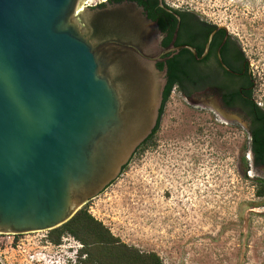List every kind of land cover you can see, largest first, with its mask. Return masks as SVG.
<instances>
[{
    "label": "water",
    "instance_id": "95a60500",
    "mask_svg": "<svg viewBox=\"0 0 264 264\" xmlns=\"http://www.w3.org/2000/svg\"><path fill=\"white\" fill-rule=\"evenodd\" d=\"M161 39L134 0H0V233L60 227L122 175L173 86Z\"/></svg>",
    "mask_w": 264,
    "mask_h": 264
},
{
    "label": "rangeland",
    "instance_id": "374dc122",
    "mask_svg": "<svg viewBox=\"0 0 264 264\" xmlns=\"http://www.w3.org/2000/svg\"><path fill=\"white\" fill-rule=\"evenodd\" d=\"M240 41L264 104V0H169ZM246 135L209 109L188 105L178 91L167 101L156 145L134 155L127 169L86 205L123 242L155 251L165 264H264V196L242 157ZM50 231V230H49ZM49 231L18 235L2 264H74L82 244Z\"/></svg>",
    "mask_w": 264,
    "mask_h": 264
},
{
    "label": "flooded vegetation",
    "instance_id": "af4514ba",
    "mask_svg": "<svg viewBox=\"0 0 264 264\" xmlns=\"http://www.w3.org/2000/svg\"><path fill=\"white\" fill-rule=\"evenodd\" d=\"M134 1L158 25L161 46L174 47L162 56L171 79H175L169 97L178 91L185 100L195 101L187 100L188 105L209 109L218 121L241 127L246 135L245 169L264 173V132L255 135L262 126L264 104L256 98L259 80L240 41L227 26L175 2ZM199 98L212 99L211 107L199 104ZM238 118L246 120L248 127Z\"/></svg>",
    "mask_w": 264,
    "mask_h": 264
},
{
    "label": "trees",
    "instance_id": "16d2710c",
    "mask_svg": "<svg viewBox=\"0 0 264 264\" xmlns=\"http://www.w3.org/2000/svg\"><path fill=\"white\" fill-rule=\"evenodd\" d=\"M122 1L115 0L117 3ZM171 80L174 86L175 79L172 78ZM261 117L262 126L256 131V136L262 130L264 132V114H261ZM161 118L157 129L138 148L136 153L156 145V134L160 128ZM242 161L245 162L244 155ZM127 167L128 165L124 167L123 172ZM255 181L258 186V196H264V179L256 178ZM65 235H71L82 244L74 264H165L157 252L144 251L137 246L123 242L89 211L87 205L80 209L68 222L50 230L48 239L54 244L60 245Z\"/></svg>",
    "mask_w": 264,
    "mask_h": 264
},
{
    "label": "built area",
    "instance_id": "2783aa9c",
    "mask_svg": "<svg viewBox=\"0 0 264 264\" xmlns=\"http://www.w3.org/2000/svg\"><path fill=\"white\" fill-rule=\"evenodd\" d=\"M16 234L0 233V251L14 249Z\"/></svg>",
    "mask_w": 264,
    "mask_h": 264
},
{
    "label": "clouds",
    "instance_id": "9594fccd",
    "mask_svg": "<svg viewBox=\"0 0 264 264\" xmlns=\"http://www.w3.org/2000/svg\"><path fill=\"white\" fill-rule=\"evenodd\" d=\"M80 249H81V247H78V248L76 249V252H75V256H76V258H77V255H78Z\"/></svg>",
    "mask_w": 264,
    "mask_h": 264
},
{
    "label": "bare ground",
    "instance_id": "6f19581e",
    "mask_svg": "<svg viewBox=\"0 0 264 264\" xmlns=\"http://www.w3.org/2000/svg\"><path fill=\"white\" fill-rule=\"evenodd\" d=\"M1 262V261H0Z\"/></svg>",
    "mask_w": 264,
    "mask_h": 264
}]
</instances>
